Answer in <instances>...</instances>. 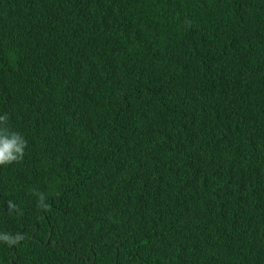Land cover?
<instances>
[{
  "label": "trees",
  "instance_id": "16d2710c",
  "mask_svg": "<svg viewBox=\"0 0 264 264\" xmlns=\"http://www.w3.org/2000/svg\"><path fill=\"white\" fill-rule=\"evenodd\" d=\"M4 113L0 264H264V0H0Z\"/></svg>",
  "mask_w": 264,
  "mask_h": 264
},
{
  "label": "clouds",
  "instance_id": "9594fccd",
  "mask_svg": "<svg viewBox=\"0 0 264 264\" xmlns=\"http://www.w3.org/2000/svg\"><path fill=\"white\" fill-rule=\"evenodd\" d=\"M8 120L7 113L0 115V166L21 162L27 147V141L19 132L9 130ZM40 200L41 202L44 200L43 194L40 195ZM7 207L10 211L19 212L18 206L11 201L8 202ZM20 239L22 237L0 233V241L8 245H14Z\"/></svg>",
  "mask_w": 264,
  "mask_h": 264
}]
</instances>
